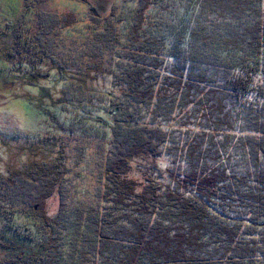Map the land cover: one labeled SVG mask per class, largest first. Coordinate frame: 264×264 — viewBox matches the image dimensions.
<instances>
[{
	"label": "trees",
	"instance_id": "obj_1",
	"mask_svg": "<svg viewBox=\"0 0 264 264\" xmlns=\"http://www.w3.org/2000/svg\"><path fill=\"white\" fill-rule=\"evenodd\" d=\"M80 1L78 40L70 12L5 22L0 76L52 136L98 131L97 194L65 200L61 148L0 170V264H264V0H136L125 31Z\"/></svg>",
	"mask_w": 264,
	"mask_h": 264
},
{
	"label": "rangeland",
	"instance_id": "obj_2",
	"mask_svg": "<svg viewBox=\"0 0 264 264\" xmlns=\"http://www.w3.org/2000/svg\"><path fill=\"white\" fill-rule=\"evenodd\" d=\"M90 1L98 4V7H100L99 12L102 15L107 14L110 7L114 8V14L119 16L120 14L123 15L125 17L124 20H120L121 22L118 21L117 23L122 31L126 30L128 22L131 19V12L136 6V0ZM22 5H24V0H0V29L4 28L5 22L9 19H12L14 16H19L22 13V20L25 19L32 23L34 17L37 16L35 13L38 10H50L57 13L70 12L76 17V22L72 26L63 28L64 30L60 32L61 37L63 41L70 40L73 37H78V40L82 33L87 30L86 25L89 21V15L93 13L91 7L80 0H44L41 3H34L31 6L25 4L28 8L22 7ZM90 19H93L91 15ZM92 22L93 21H91V23ZM5 40L7 42L6 45H12L14 43L11 36H5ZM48 44H46L47 47ZM70 45L74 49L76 42L72 41ZM46 85L48 91L54 94L57 92L58 86L56 83L47 81ZM27 91L31 94L28 95ZM25 94L28 96H35L37 94V87H27L15 80L6 81L4 74H1L0 170L6 171L8 168L21 169L35 159H50L53 157L52 152L61 148L67 155V160H65L70 168L67 171V178L64 183L67 188L66 192L69 193V198L67 196L65 200L68 199V201H70L73 199L71 200V204L76 200L83 199L94 201L91 197L94 198L92 195L99 186V176L97 175L99 172V169L97 170L99 165H97V161L104 156V151L101 149V142L103 147V138L98 134V131H94L95 134L90 137L89 130L84 125L86 129L79 128L81 131L76 132L73 136L68 132V128L60 130L62 131V133H60L62 135H58V130H55V134L52 136L53 133L51 129H54L51 126L52 124L47 123V120L50 121L51 118L43 110L39 111L38 108L35 107L34 104L37 100L33 104ZM89 112L91 115L92 111L90 110L86 113L89 114ZM86 132L87 136H85ZM48 134L49 138L45 137ZM74 136L83 138H75ZM83 143L86 145V148ZM79 145H83L86 151L83 156L85 157L84 160H80L77 163L76 161L80 159L81 156V152L78 149ZM65 175L66 174H64V176ZM87 187L91 189L92 192L90 191L87 193L85 191V189H88ZM96 194L94 193V195ZM49 203L48 208L56 210L59 205V199L56 196L51 202L49 201ZM3 255L4 251L0 248V257Z\"/></svg>",
	"mask_w": 264,
	"mask_h": 264
}]
</instances>
